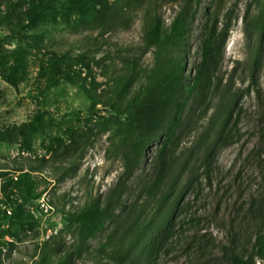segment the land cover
<instances>
[{
    "label": "rangeland",
    "instance_id": "374dc122",
    "mask_svg": "<svg viewBox=\"0 0 264 264\" xmlns=\"http://www.w3.org/2000/svg\"><path fill=\"white\" fill-rule=\"evenodd\" d=\"M184 1L108 0L87 25L74 14L34 30L0 24V69L25 72L15 85L0 75V264H115L124 236L136 264H228L256 238L252 264H264V0H189L172 46L163 32ZM214 21L228 27L196 80ZM49 58L61 74L45 73ZM173 69L176 99L139 148L140 99ZM195 140L211 141L204 163ZM91 204L105 224L81 241Z\"/></svg>",
    "mask_w": 264,
    "mask_h": 264
},
{
    "label": "trees",
    "instance_id": "16d2710c",
    "mask_svg": "<svg viewBox=\"0 0 264 264\" xmlns=\"http://www.w3.org/2000/svg\"><path fill=\"white\" fill-rule=\"evenodd\" d=\"M107 2L108 0H8L4 10L0 9V24L7 28L17 27L34 30L56 20L68 21L70 15L74 14L80 24L87 25L99 17L100 11L108 8ZM189 9V0H185L175 12L170 24V31L163 32L162 38L168 44L178 46L182 43ZM216 25L217 21L212 22L201 39L202 53L200 61L196 64V80L203 75L204 69L212 62L217 39H223V36H225L228 24L225 23L219 30H217ZM155 35L159 37V32ZM48 64L50 70L45 73H62L63 68L57 63L56 59L49 58ZM24 73L23 66L15 62L11 65H3L0 69V75L13 85L23 79ZM183 77L182 72L180 74L176 69L169 70L143 94L135 116L134 140L139 148L144 146L146 140L152 139L161 133V126L165 120L168 107L175 101ZM92 100L96 102L94 97H92ZM220 123L221 127L224 128L226 117H222ZM166 143L167 140H163L162 144L166 145ZM194 145V159L204 163L211 154V141L195 140ZM160 161L162 172L170 169L172 160L163 156ZM105 216L104 208L98 204H91L83 209L77 216L80 222V240L86 241L100 231L105 224ZM260 244L256 238L250 250L245 249L242 252H235L233 248L230 249L226 258L228 264H252L254 253H260ZM131 247V241L124 236L116 246L111 248L108 253L109 257L114 260L115 264H136V260L134 261L129 256ZM256 247L259 250H254ZM151 259L142 258V261L146 263Z\"/></svg>",
    "mask_w": 264,
    "mask_h": 264
},
{
    "label": "built area",
    "instance_id": "2783aa9c",
    "mask_svg": "<svg viewBox=\"0 0 264 264\" xmlns=\"http://www.w3.org/2000/svg\"><path fill=\"white\" fill-rule=\"evenodd\" d=\"M5 212L7 214H10V210L8 208L5 209ZM7 225V224H6ZM42 235L45 234V236H48L50 233H51V229L50 227H48V225H44L43 228H42V231H41Z\"/></svg>",
    "mask_w": 264,
    "mask_h": 264
}]
</instances>
